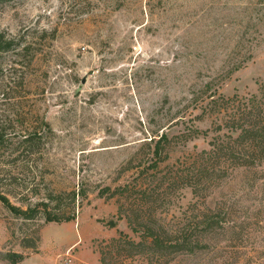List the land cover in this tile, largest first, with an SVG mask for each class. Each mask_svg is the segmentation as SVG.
Returning a JSON list of instances; mask_svg holds the SVG:
<instances>
[{"label": "rangeland", "instance_id": "rangeland-1", "mask_svg": "<svg viewBox=\"0 0 264 264\" xmlns=\"http://www.w3.org/2000/svg\"><path fill=\"white\" fill-rule=\"evenodd\" d=\"M0 31L31 46L17 88L21 114H0V132L11 138L0 149V251L24 253L21 264H64L70 248L69 264H101L104 241L119 231L136 237L109 194L163 178L209 149L211 131L190 137L215 127L214 116L202 114L207 95L255 93L264 81V0H7ZM0 104L6 112L7 101ZM26 126L43 136L18 148ZM163 132L169 159L156 169L148 143ZM180 186L163 191L159 219L183 224L204 209ZM1 196L21 209L74 204L77 216L24 219ZM207 204L219 224L199 227V246L169 264H264V163L229 173ZM127 263L150 261L137 255Z\"/></svg>", "mask_w": 264, "mask_h": 264}, {"label": "trees", "instance_id": "trees-1", "mask_svg": "<svg viewBox=\"0 0 264 264\" xmlns=\"http://www.w3.org/2000/svg\"><path fill=\"white\" fill-rule=\"evenodd\" d=\"M5 1L7 0H0V3ZM23 39L0 31V56L8 53L17 56L13 63L0 62V100L7 101L9 105L6 106V112L0 114H21L18 111L21 100L17 88L25 86L23 71L32 61L28 56L31 46L23 44ZM202 109V114L214 116L215 127L205 131L196 128L190 137L211 131L209 149H203L190 159L180 162L178 168L170 169L163 178H144L137 182L135 188H131L129 184L120 185L109 194L111 197H118V218H126L136 237L119 231L117 236L104 241L99 249L101 264H128L127 260L134 259L137 255H145L150 264H169L174 255L194 251L200 241L196 230L199 227L209 230L219 224V219L214 214L216 212L207 204L212 190L229 173L264 163V81L260 82L257 92L245 95L236 93L226 96L215 90L207 95ZM39 130L36 126H26L27 133L17 139V147L32 148L36 143H40L43 130ZM9 139L11 138H6L5 134L0 132V149L10 142ZM13 143L12 138L11 144ZM148 144L152 150L151 166L159 169L160 163L169 159L167 149L171 143L168 134L163 132L151 138ZM164 151L163 158L156 162L157 157H161ZM176 184L191 188L196 199L194 206L201 203L204 205L202 210L197 208L200 213L194 221H186L188 224H172L165 218L157 217L155 206L159 204L163 191ZM207 190L210 194L206 193ZM79 194L80 190L73 192L74 202ZM1 198L15 214L24 219H34L43 214L47 222H64L74 220L77 216L74 204L70 210L61 209L57 204L54 209L57 211L54 212L50 208V201H41L36 208L21 209L9 204V200L4 196ZM110 223L115 226V222ZM24 257V253L0 251V261L6 264H21Z\"/></svg>", "mask_w": 264, "mask_h": 264}, {"label": "built area", "instance_id": "built-area-1", "mask_svg": "<svg viewBox=\"0 0 264 264\" xmlns=\"http://www.w3.org/2000/svg\"><path fill=\"white\" fill-rule=\"evenodd\" d=\"M71 248L66 253V257L64 259V264H69L72 262V255H70Z\"/></svg>", "mask_w": 264, "mask_h": 264}]
</instances>
